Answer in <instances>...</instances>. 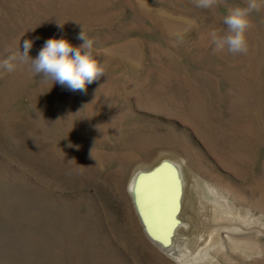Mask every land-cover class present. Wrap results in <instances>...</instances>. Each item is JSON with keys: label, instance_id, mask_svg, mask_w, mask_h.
Wrapping results in <instances>:
<instances>
[{"label": "rangeland", "instance_id": "374dc122", "mask_svg": "<svg viewBox=\"0 0 264 264\" xmlns=\"http://www.w3.org/2000/svg\"><path fill=\"white\" fill-rule=\"evenodd\" d=\"M244 3L0 0V60L25 40L32 58L51 37L79 46L83 27L106 68L87 94L29 64L0 69V264H181L149 238L129 191L166 158L225 214L226 248L214 241L195 264H264V7L246 55L214 52L210 35Z\"/></svg>", "mask_w": 264, "mask_h": 264}, {"label": "bare ground", "instance_id": "6f19581e", "mask_svg": "<svg viewBox=\"0 0 264 264\" xmlns=\"http://www.w3.org/2000/svg\"><path fill=\"white\" fill-rule=\"evenodd\" d=\"M166 159L133 178L129 191L137 214L149 238L175 261L203 262L210 252L202 250L211 251L215 242L223 248L227 246L224 234L217 229L227 222L220 221L222 212L213 206L221 201L210 186L207 190L214 199L208 204L192 195L185 186L181 165ZM222 215L225 216L224 211Z\"/></svg>", "mask_w": 264, "mask_h": 264}, {"label": "clouds", "instance_id": "9594fccd", "mask_svg": "<svg viewBox=\"0 0 264 264\" xmlns=\"http://www.w3.org/2000/svg\"><path fill=\"white\" fill-rule=\"evenodd\" d=\"M193 3L198 8L208 10L220 7L222 0H193ZM262 7L264 0H245L243 5L228 6L227 13L223 17L227 32L219 35L216 31H212L210 34L214 45L213 51L227 50L233 55H246L249 51L247 33L254 26L252 13L259 12ZM63 25L58 23L59 29L62 30ZM76 39L82 41L79 46H74L64 36L51 37L45 41L35 58L29 55L33 41L25 40L23 51L19 49L0 60V69L13 72L18 64H29L31 73L41 76L43 80H51L53 84L59 83L70 91L87 94L88 85L105 77L106 68L94 56L96 42L94 37L89 38L82 27Z\"/></svg>", "mask_w": 264, "mask_h": 264}]
</instances>
